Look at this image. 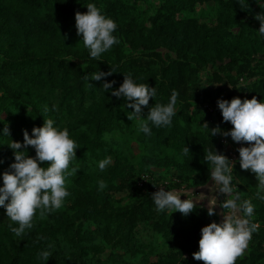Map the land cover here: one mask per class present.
Wrapping results in <instances>:
<instances>
[{
    "label": "trees",
    "instance_id": "1",
    "mask_svg": "<svg viewBox=\"0 0 264 264\" xmlns=\"http://www.w3.org/2000/svg\"><path fill=\"white\" fill-rule=\"evenodd\" d=\"M88 3L103 6L117 24L114 35L120 43L99 60L90 57L75 28V13L86 12ZM209 3L211 18L206 20L196 12ZM246 3L0 0V133L5 124L9 128V137L0 134V173L14 162L11 140L23 143L22 130L31 136L44 119L67 127L80 146L69 165L79 171L70 178L63 207L45 220L37 212L33 229L22 239L10 231L12 222L0 207V264H203L192 253L198 251L200 229L218 223L217 216H208L206 207L188 216L158 214L151 194L153 185L165 179L173 189L194 191L211 181V165L203 156L209 149L219 154L220 136H210L209 129L219 125L227 131L232 125L205 106L242 96L264 102V36L254 19L264 8L259 0ZM97 71L112 74L96 81L91 76ZM128 73L136 83L155 87L148 107L166 104L173 89L179 93L171 126H152L151 135L138 132L137 122L127 119L132 109L126 99L104 92V82L114 81L113 89L118 88ZM115 133L141 147L136 164ZM26 151L35 157L31 146ZM106 157L112 162L101 172L97 164ZM233 177L241 197L255 205L252 221L258 225L236 264H264V200L256 198L258 182L239 164ZM100 180L107 184L103 190H98ZM142 180L144 188L139 187ZM37 236L44 239L37 241ZM42 250L52 256L44 261Z\"/></svg>",
    "mask_w": 264,
    "mask_h": 264
},
{
    "label": "clouds",
    "instance_id": "2",
    "mask_svg": "<svg viewBox=\"0 0 264 264\" xmlns=\"http://www.w3.org/2000/svg\"><path fill=\"white\" fill-rule=\"evenodd\" d=\"M258 4L264 8V3L260 0ZM85 7L86 12L75 13L76 32L82 37L90 57L99 60L103 53L120 43L119 38L114 35L117 24L104 14L103 6L88 3ZM245 7H248L246 0ZM254 19L259 21L258 32L264 36V12L256 14ZM111 74V71H97L92 74L91 79L100 81ZM84 79L89 78L84 76ZM114 83L104 82L102 88L117 99H126V107L132 109L127 119L137 122L138 132L151 135L152 126H171L179 95L175 89L166 104L155 103L148 107L149 100L156 96L155 87H149L147 83H136L131 73L123 76V82L118 88L113 89ZM217 107L223 121L232 125L231 129L226 131L219 125L209 129L207 123L202 125L210 130V136L231 137L233 142L240 144L236 149L239 153L238 161L218 154L215 149H209L203 158L211 165L212 183L200 186L207 188V194L204 191L197 193L194 188L168 190L163 186L153 185L158 190L151 194V200L158 214L168 211L171 214L179 212L183 216L205 207L206 202L207 215H219L221 220L219 223L213 221L200 229L198 251L192 253V258L203 264H236L237 259L245 255L258 225L252 221L255 205L251 199L241 197L237 184H233V172L237 162L242 170H250L258 182L256 198L264 200V102L256 96L244 100L233 97L230 101L218 99ZM144 108H148L147 113H144ZM44 111H48L47 107ZM196 129V124H193V131ZM22 132L23 143L11 140L8 144L13 151L14 162L0 173L3 182L0 187V207L5 209L7 218L12 222L8 228L21 239L33 229L37 212L38 218L45 220L63 207L65 198L70 195L67 190V185L71 184L70 178L79 171V166L70 168L69 165L76 158L75 150L80 147L69 137L68 128L54 126L52 119H44L40 127L34 126L31 136L27 130ZM0 134L9 137L7 124ZM105 138L107 139V135ZM244 144L248 146L245 147ZM28 146L35 150V157L28 155ZM183 152L187 154L190 150L185 146ZM111 162L112 158L106 157L98 161L97 167L103 172ZM98 185V190L107 187L103 180L98 181ZM181 196L187 198L182 200ZM216 208L220 209L218 213ZM13 223L18 227H13ZM43 239V236H37V241ZM39 255L45 261L52 253L42 250Z\"/></svg>",
    "mask_w": 264,
    "mask_h": 264
},
{
    "label": "rangeland",
    "instance_id": "3",
    "mask_svg": "<svg viewBox=\"0 0 264 264\" xmlns=\"http://www.w3.org/2000/svg\"><path fill=\"white\" fill-rule=\"evenodd\" d=\"M155 4V3H154ZM212 7V3L206 4L204 5L200 10H198L196 12L197 15L202 16L203 18H205L206 20H209L211 18V13H210V8ZM114 138L117 139L118 141H120L121 147L123 152L125 153V155L134 163L136 164L140 157L143 155V151L141 149V147L138 145V143L136 141H134L133 139H129L126 138L123 135H120L118 133L114 134ZM153 171L158 172L159 174H162L164 172L163 169L161 168H152ZM212 181L209 182L208 185H211ZM163 186L168 190H172L173 188H171L172 184L171 181L169 179H165L162 180L161 182H158V186ZM155 188V191L158 190V188ZM144 188V186L142 187ZM180 189H186L185 187H181ZM200 191H204L205 194H207V188H200L198 190H196L195 192H200ZM187 197L185 196H181V199H186ZM221 199H223V197L221 196ZM205 207H206V202H204ZM215 211L218 213L220 211L219 208H216ZM217 216V221L218 223L221 220V217L219 215Z\"/></svg>",
    "mask_w": 264,
    "mask_h": 264
},
{
    "label": "built area",
    "instance_id": "4",
    "mask_svg": "<svg viewBox=\"0 0 264 264\" xmlns=\"http://www.w3.org/2000/svg\"><path fill=\"white\" fill-rule=\"evenodd\" d=\"M240 99L244 100V96H242ZM205 108L207 109V111L210 114H212L213 117L220 118L223 121L221 112L217 107V102L214 103L213 105L205 106ZM230 129L231 128H229L228 130H230ZM225 140H227V143H225ZM219 145H220L219 154L227 156L230 160H237L238 161L239 153L236 151V149L241 146L240 144L233 142L231 140V137L225 138V137L220 136ZM243 146L246 147V144H244ZM238 164L239 163L237 162L235 166H237ZM144 183H145V180H142L139 183V187H143Z\"/></svg>",
    "mask_w": 264,
    "mask_h": 264
}]
</instances>
